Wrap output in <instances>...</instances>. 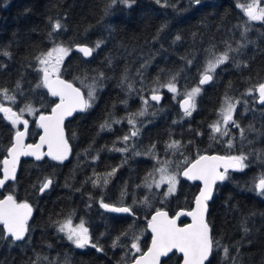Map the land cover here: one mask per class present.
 Returning a JSON list of instances; mask_svg holds the SVG:
<instances>
[{"label": "trees", "instance_id": "1", "mask_svg": "<svg viewBox=\"0 0 264 264\" xmlns=\"http://www.w3.org/2000/svg\"><path fill=\"white\" fill-rule=\"evenodd\" d=\"M250 2L201 0L197 5L193 0H166L168 6H164L165 0H133L129 7L122 0H0V89L15 94L16 103H8L14 111L31 104L37 113L47 114L58 103L46 88L37 87L42 79L37 57L57 44L71 50L77 44L95 49L90 58L71 51L61 75L82 89L81 80L95 83L100 97L98 104L74 112L66 121L71 147L68 160H23L17 178L0 190V199L12 195L33 211L23 240H14L0 226V264L133 261L148 248L151 214L158 209L171 214L191 209L199 191L198 183L182 178L177 191L167 196L164 189L148 186L149 174L160 166L152 155L169 157L167 148L172 141L181 144L178 155H174L179 167H186L203 153L247 157L248 166L242 171H228L209 203L208 222L217 242L210 261L264 264V199L255 193L256 183L264 175V105L257 104L255 90L264 82V21L249 20L238 7ZM56 21L62 25L58 31L53 30ZM97 42L99 48H95ZM229 46L233 50L229 60L219 65L212 82L202 87L196 110L189 117L183 116L178 99L199 85L213 53L228 52ZM173 76L176 100L162 87ZM153 90L165 94L159 110V141L157 119L146 128L147 114L137 115L142 99ZM225 95L240 101L234 118L245 129L243 138L239 130H232L231 137L222 139L210 128L218 119ZM127 105L135 121L130 128L138 129L129 143L123 140L129 134L125 130ZM37 129L33 121L29 142L35 140ZM15 131L0 113V175ZM45 178L53 183L40 195ZM101 201L125 205L131 212L106 211ZM69 217L74 222L83 221L91 242L102 250L91 245L78 248L68 240L59 226ZM134 237L138 238L140 253L131 249ZM165 262L180 264L181 256L173 253Z\"/></svg>", "mask_w": 264, "mask_h": 264}, {"label": "snow or ice", "instance_id": "2", "mask_svg": "<svg viewBox=\"0 0 264 264\" xmlns=\"http://www.w3.org/2000/svg\"><path fill=\"white\" fill-rule=\"evenodd\" d=\"M113 3L116 0H112ZM124 4L131 7L133 0H122ZM197 5L201 3V0H193ZM157 3H161V0H157ZM168 6L165 0V5ZM244 14L252 21H264V7H260V0H251V3L245 5H238ZM62 28L59 21H56L53 25V30L58 31ZM180 39L179 36L176 37ZM100 43L97 42L95 48H99ZM79 52L83 53L85 57L93 55L94 48L88 46H77ZM71 51L70 48L64 47L62 44L55 45L51 50L46 53H41L37 57V60L42 68L39 71L42 72L41 82L37 87L47 88L51 96L59 97V103L55 104V107L51 109L50 115H39V127L44 130V135L40 137V143L35 145H25L24 137L28 131V121L23 119V114L28 112L29 114H35L36 109H33L31 104H25L18 112L13 111L12 107L5 106L4 103L0 102V113H3L13 125L23 124L24 131H17L15 135V142L7 149L8 156L2 161L3 164V178H0V187H3L9 179L14 180L16 178V168L19 163L21 156H34L37 160L41 159L43 155L50 156L54 160L63 161L67 159L68 154L71 151V147L68 140L65 138L64 133V120L66 117L71 116L77 110L86 111L92 106V101L95 98V83L86 85L88 89L87 98L80 88L74 87L72 83L60 78V65L63 63L65 56ZM233 51L229 46L228 52H224L218 56L213 53L211 59L208 60L206 67L201 73L199 79V85L209 83L213 79V73L216 68L224 64L229 60V52ZM9 55L8 53H4ZM191 63V61H189ZM99 76L102 78L103 73ZM125 79L127 77L125 76ZM176 77L173 76L168 83L162 85L166 87L170 92L177 93L178 89L176 86ZM83 83V82H82ZM194 87L190 92L185 94L182 107L184 113L187 116H191L192 111L195 110V97L201 92L200 86ZM20 85L17 84V88ZM131 88V84L128 85ZM259 93L260 103L264 104V83L258 85L255 89ZM154 93L156 90H153ZM253 90H249V94H252ZM0 99L10 101L12 104L16 103L15 94H9L8 89H0ZM151 99L159 101L160 95L153 94ZM240 103L239 100L225 95L222 107L220 109L221 119L210 125L213 133H219L221 137L229 135L228 125H231L239 129L241 138L244 137L245 129L240 127V124L234 120V113L237 105ZM147 104V101H145ZM145 113L142 111L137 115L143 116ZM118 122V121H117ZM128 122L134 124L135 121L129 118ZM107 125H101L102 128ZM251 130V127H250ZM138 134V130H133L130 133L131 137ZM130 136L123 137V140L127 142ZM215 139V136H213ZM47 145V153H42L41 148ZM232 142L228 141V147L231 148ZM168 148L180 149L181 144L179 141H172ZM126 151L127 149H121ZM247 159L244 155L239 156H207L201 155L195 160L188 168L182 172L170 173L167 169V162L164 163V167L158 169L160 172V180L156 181V187L159 188L161 185H167V190L164 195H171L175 193L177 184L179 183L177 177L182 175L189 180H200L203 181V189L201 190L198 197L195 198V208L188 212H178L174 217L170 218L167 212L156 211L155 215L152 216L149 222V227L153 233L151 247L146 253H142L138 258L133 261V264H161V258L167 257L169 253L176 250L183 254V264H211L210 256L214 251V247L217 242L214 241L211 235V229L209 224L205 220V213L207 211V201L211 199L213 188L217 181H224L227 179V172L229 168L236 170H243L248 165L245 163ZM187 162V161H185ZM223 168V171L220 169ZM108 173V176L113 175ZM151 175V173L149 174ZM99 182V177L95 183ZM107 179L104 180L106 184ZM53 181L51 178H45L44 182L40 186V191L48 189L52 185ZM151 187V185H148ZM260 194L264 195V178L259 180L256 185ZM147 201V198H145ZM102 207L113 212L129 213L131 209L128 207H114L110 204L103 203ZM32 214V208L28 203H17L12 195L7 196L5 199L0 200V224L5 226L7 233L14 238L16 241L23 240L25 234L28 232L27 221ZM192 217V223L185 226L179 227L177 220L180 216ZM59 231L64 232L67 239L72 241L76 247L85 248L91 245L93 248H97V245L91 242L89 230L85 227L83 221H81L75 227L72 224V219L69 217L59 226ZM123 235H127L124 233ZM119 238H117L118 240ZM116 244H113L115 247ZM131 249H134L136 253L141 252V247L138 238L134 237L131 243ZM98 251L102 250L97 248ZM225 256H228V248L223 249Z\"/></svg>", "mask_w": 264, "mask_h": 264}, {"label": "water", "instance_id": "3", "mask_svg": "<svg viewBox=\"0 0 264 264\" xmlns=\"http://www.w3.org/2000/svg\"><path fill=\"white\" fill-rule=\"evenodd\" d=\"M78 45H80V46H88V45H85V44H77V45L73 46V48H72V51H73V52L79 53V54H81L83 57H85V56L83 55V53H81V52L78 51V49H77V46H78ZM88 47H91V46H88ZM90 57H91V56H90ZM90 57H85V58H90ZM200 78H201V77H200ZM211 82H212V81H210L209 83H206V84H204V85H200V86L205 87V86L209 85ZM263 83H264V82H263ZM198 84H199V82H198ZM256 93H257V104H258L259 106L264 105V104L260 103V100H259V93H258V91H256ZM184 99H185V96L182 97V98L179 100V108H180V111H181L182 113H184V109H183V107H182V103H183V100H184ZM68 118H69V116L66 117L65 120H64V133H65V138H66V139H67V136H66V130H65V123H66V121L68 120ZM23 131H24V127H23L22 130H20V132H23ZM15 135H16V134H15ZM43 135H44V130L42 129L41 134L39 135L37 141H36L34 144H31V145L39 144V143H40V137L43 136ZM26 139H27V135L24 137V141H23L24 144H26ZM67 140H68V139H67ZM14 142H15V136H14V141H13V143H14ZM68 143H69V142H68ZM69 145H70V144H69ZM44 149H45L46 151H48L47 145H44V146L41 148V152H42V153H43ZM68 155H69V154H68ZM201 155H207V156H228V155H223V154H219V153H203V154H201ZM201 155H199V156H201ZM199 156L196 157L193 161H191L186 167H184V168L182 169V171H183L184 169L188 168L192 163H194L195 160L199 158ZM6 158H10V157L7 156ZM6 158H5V159H6ZM23 158L36 159L34 156H21L20 159H19V163H18V165H17V168H16V177H17L18 170H19V167H20V164H21V161H22ZM182 171H181V172H182ZM220 171H223V168H221ZM181 177H182L183 179L187 180V181L192 182V183H198V184H199V191H198V193L196 194L195 198L198 197L199 194H200V192H201V190L203 189V181H200V180H189L188 178H186V177H184V176H182V175H181ZM0 178H3V167H2V172H1V176H0ZM11 181H13V180H12V179H9L8 181H6L5 185H4L3 187H0V190L3 189L4 187H6V185H7L8 183H10ZM219 182H222V181H217V182H216V184H215V186H214V188H213V191H212L211 199H209V200L207 201V211H206V213H205V220H206V222H207L208 224H209V222H208L209 203H210V202L212 201V199H213V196H214V193H215V189H216V185H217ZM50 188H51V186H50L48 189L44 190L43 192L39 191V194L42 195L44 192L48 191ZM110 205H112V206H114V207H127V206H125V205H122V206L113 205V204H110ZM194 208H195V199H194L193 206H192L191 209H179V210H177V211H176L175 213H173V214H171V213H170L168 210H166V209H158V210H159V211L167 212L168 215H169V217L172 218V217H174L175 214L178 213V212H181V211L188 212V211H192ZM104 209H105V208H104ZM105 210H106V211H109V210H107V209H105ZM158 210H156V211H158ZM156 211H154V212L151 214L150 219H149V221H148V225H149V222H150L151 219H152V216L155 215ZM109 212H112V213H115V214H124V213H122V212H113V211H109ZM30 217H31V216H30ZM30 217H29V218H30ZM184 219H186L187 221H186L185 223H181ZM191 223H192V217H190V216H186V215H184V216H180L179 219L177 220V225H178L179 227H185V226H187V225H189V224H191ZM0 225H2V224H0ZM3 226H4V225H3ZM4 227H5V226H4ZM209 227H210V229H211V235H212V228H211V225H210V224H209ZM147 228H148V232L150 233V242H149L148 248H147L145 251H143V252H141L140 254H138V255L135 257V259L138 258L142 253H146L147 250L151 247V242H152V238H153V233H152L151 228H150L149 226H147ZM173 253H177L179 256H181V263H180V264H183V254L180 253V252H178V251H176V250H173V252L169 253V255H168L167 257H162V258H161V264H167L165 261H166V260L168 259V257L171 256ZM210 258H211V256H210ZM210 258H209V259H210ZM135 259H134V260H135ZM134 260H133V261H134ZM133 261H131V262L127 263V264H133ZM206 264H207V262H206Z\"/></svg>", "mask_w": 264, "mask_h": 264}, {"label": "flooded vegetation", "instance_id": "4", "mask_svg": "<svg viewBox=\"0 0 264 264\" xmlns=\"http://www.w3.org/2000/svg\"><path fill=\"white\" fill-rule=\"evenodd\" d=\"M63 66V65H62ZM213 75V74H212ZM60 78L61 79H63V80H66V81H68L69 83H72L73 84V86L74 87H78L72 80H70V79H67V77L66 76H62L61 75V72H60ZM79 88V87H78ZM47 89V88H46ZM48 90V89H47ZM49 92V91H48ZM257 94V93H256ZM151 96L152 95H150V96H146L145 97V101H147V105L145 104V107L147 106V108H146V112H145V114H147L146 115V119H145V122H146V128H148L150 125H152V123H153V120H156V123H155V125H156V127H155V131H156V139L159 141L160 139H161V137H162V130H161V128H160V124L158 123L159 121V114H160V105H161V103H162V100H163V98L161 97V99L159 100V101H154V100H152L151 99ZM58 98V103H59V97H57ZM100 102V97L98 96V94L96 93V95H95V100L93 101V103L94 104H98ZM143 101H141V103H142ZM256 102H257V98H256ZM140 103V104H141ZM126 114H127V119H126V121H125V130L126 131H128L129 132V134L127 135V136H129L130 135V131H131V124L128 122V120H129V118H130V108H129V105H127V108H126ZM14 111V110H13ZM77 111H79V110H77ZM76 111V112H77ZM150 112V113H149ZM149 113V114H148ZM3 114V113H2ZM51 113H47V114H44V115H50ZM4 115V114H3ZM36 115H37V117H32V115L30 116V114H26V116H23V119H25V120H27L28 121V131H27V139H26V144L25 145H30V144H34L36 141H37V139H38V137H39V135L41 134V131H42V128L41 127H39V115H41L40 113H37L36 112ZM155 115V116H154ZM5 116V115H4ZM6 117V116H5ZM10 121V120H9ZM33 121L35 122V124H36V126H37V130H38V133H37V135H36V138H35V140L33 141V142H29L28 141V134H29V129H30V127L32 126V123H33ZM11 122V121H10ZM230 125H231V123H229ZM15 126V129H16V131H15V134H16V132L17 131H20V130H22L23 129V124H16V125H14ZM232 130H236V131H238L239 129H237V128H235V127H233L232 125H231V130H230V132L232 131ZM15 136V135H14ZM229 136H230V133H229ZM223 139H226V138H223ZM14 141V140H13ZM13 144V143H12ZM225 144H226V142H225ZM157 147H158V145H156ZM43 153H47V151L44 149V151H43ZM7 156H8V152H7ZM6 156V157H7ZM228 156H236V155H228ZM237 156H239V155H237ZM51 158L50 156H47V155H43L42 156V158ZM41 158V159H42ZM41 159H39V160H41ZM69 159V156L67 157V159H65V160H63V161H66V160H68ZM23 160H37V159H30V158H23L22 159V161H21V163L23 162ZM20 166H21V164H20ZM2 167H3V164H2ZM19 169H20V167H19ZM230 170H236V169H232V168H229L228 169V171H230ZM1 172H2V168H1ZM18 172H19V170H18ZM228 173V172H227ZM227 175V174H226ZM1 176V175H0ZM17 176H18V174H17ZM17 178V177H16ZM15 178V179H16ZM14 179V180H15ZM13 180V181H14ZM259 182H257V184H258ZM4 189V188H3ZM2 190V189H1ZM255 193L260 197V198H262V199H264V195H262V194H260L259 193V191H258V189L256 188V191H255ZM6 198V197H5ZM5 198H3V199H5ZM3 199H0V200H3ZM17 202V201H16ZM17 203H21V202H17ZM33 212V211H32ZM32 215V214H31ZM30 219V218H29ZM28 219V220H29ZM28 222V221H27ZM0 226H3V225H0ZM4 227V226H3ZM5 228V227H4Z\"/></svg>", "mask_w": 264, "mask_h": 264}, {"label": "rangeland", "instance_id": "5", "mask_svg": "<svg viewBox=\"0 0 264 264\" xmlns=\"http://www.w3.org/2000/svg\"><path fill=\"white\" fill-rule=\"evenodd\" d=\"M251 3V2H250ZM247 5V4H246ZM245 5V6H246ZM260 7H264V0H260ZM257 21H259V20H257ZM72 51V50H71ZM71 51L68 53V55L67 56H65V58H64V60H63V63H64V61H65V59L69 56V54L71 53ZM63 63L60 65V72H61V70H62V65H63ZM42 68V65H40V69ZM43 75V74H42ZM83 82V83H82ZM81 83L83 84V86H84V88L82 89V88H80L81 89V91L83 92V90H86L85 92L88 94V89H87V87H86V85H91V84H93V83H88V82H85V81H82L81 80ZM201 87V86H200ZM201 89H202V87H201ZM168 90V89H167ZM96 91H97V88H96V86H95V95H96ZM169 91V90H168ZM191 91V90H190ZM189 91V92H190ZM85 92H83L84 93V95H85V98H87V94H85ZM170 92V91H169ZM172 93V92H171ZM153 94H158V95H160L162 98L165 96V94L163 93V92H159V91H156L155 93L154 92H152V93H150V95H153ZM150 95H148V96H150ZM172 95L173 96H175V97H173L175 100H176V97L177 98H179L178 96H177V93H172ZM185 96V95H184ZM183 96V97H184ZM146 97V96H145ZM145 97L142 99V103H141V112L143 111L144 113L146 112V108H147V106L145 107ZM197 97L198 96H196L195 97V110H196V108H197ZM182 98V97H181ZM181 98H179L178 99V102H179V100L181 99ZM94 100H95V98H94ZM93 100V101H94ZM93 101H92V103H93ZM0 102H2V103H4V105L5 106H8V107H10L9 105H8V103L10 102V101H7V100H2V101H0ZM147 105V104H146ZM238 106V105H237ZM237 108V107H236ZM34 109V108H33ZM194 110V111H195ZM194 111H192V113L194 112ZM235 112H236V110H235ZM26 114L28 115L29 113L28 112H25L24 114H23V116H26ZM32 115V117H37V115H36V113L35 114H30V116ZM234 115H235V113H234ZM183 116H185V117H189V116H187V115H185V113H183ZM142 117V116H141ZM144 117V116H143ZM234 118V117H233ZM221 119V114H220V111H219V115H218V119L216 120V121H218V120H220ZM234 120H235V118H234ZM215 121V122H216ZM228 128H229V133H230V130H231V125L229 124L228 125ZM132 129H133V126H132ZM134 130H138L137 128L136 129H134ZM131 131H133V130H131ZM219 134V133H218ZM220 135V134H219ZM130 136V135H129ZM220 137H221V135H220ZM228 137H231V135L229 136H223V137H221L222 139L223 138H228ZM131 136H130V139L126 142V143H129L130 142V140H131ZM167 150L169 151V152H171V155L169 156V157H167V156H165L166 158H163L162 157V159H161V156H159V155H152L153 157L152 158H154V160L157 162V163H160V166H157V168L155 169V171L151 174V176L149 177V181H148V183H149V185H151V188L152 187H154L155 189H157V190H159V191H161L162 189H164L165 191L164 192H166V190H167V185H161L159 188H157L156 187V184H155V182L156 181H159L160 180V176H161V174H160V172L158 171V169L159 168H161V167H164L165 165H164V163L163 162H167V169H168V171L170 172V173H173V172H181L182 171V169L184 168V167H179V165L177 164V162H176V160H175V158H174V155H178V151H179V149H168L167 148ZM182 150V149H181ZM237 156V155H236ZM161 159V160H160ZM245 163H246V160H245ZM262 178H264V175H263V177ZM177 179H178V181H179V183H180V180H181V175H178V177H177ZM261 179V178H260ZM259 179V180H260ZM259 180H258V182H259ZM179 183L177 184V188H176V191H177V189H178V187H179ZM256 185H257V183H256ZM175 191V192H176ZM65 221V220H64ZM63 221V222H64ZM62 222V223H63ZM80 222H74V220L72 219V224H73V226L75 227L76 225H78ZM85 227H87L86 225H85ZM88 228V227H87ZM89 230V229H88ZM64 233V232H63ZM65 234V233H64ZM66 235V234H65ZM89 235H90V233H89ZM89 246V245H88ZM87 247V246H86ZM85 247V248H86Z\"/></svg>", "mask_w": 264, "mask_h": 264}, {"label": "bare ground", "instance_id": "6", "mask_svg": "<svg viewBox=\"0 0 264 264\" xmlns=\"http://www.w3.org/2000/svg\"><path fill=\"white\" fill-rule=\"evenodd\" d=\"M155 116V115H154ZM101 132V131H100Z\"/></svg>", "mask_w": 264, "mask_h": 264}]
</instances>
